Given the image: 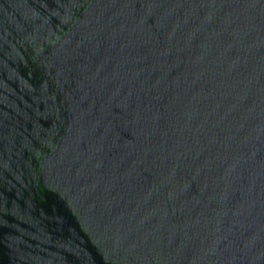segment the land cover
<instances>
[{
  "label": "water",
  "instance_id": "obj_1",
  "mask_svg": "<svg viewBox=\"0 0 264 264\" xmlns=\"http://www.w3.org/2000/svg\"><path fill=\"white\" fill-rule=\"evenodd\" d=\"M0 264H264V0H0Z\"/></svg>",
  "mask_w": 264,
  "mask_h": 264
}]
</instances>
